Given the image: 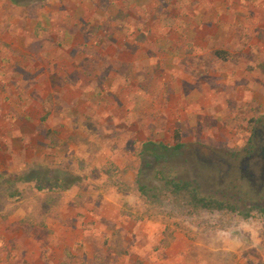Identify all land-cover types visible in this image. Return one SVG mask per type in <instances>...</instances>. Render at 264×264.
<instances>
[{
    "label": "rangeland",
    "instance_id": "1",
    "mask_svg": "<svg viewBox=\"0 0 264 264\" xmlns=\"http://www.w3.org/2000/svg\"><path fill=\"white\" fill-rule=\"evenodd\" d=\"M260 126L264 0H0V264H264L231 187L258 185L230 167ZM177 130L165 177L234 209L145 166Z\"/></svg>",
    "mask_w": 264,
    "mask_h": 264
},
{
    "label": "trees",
    "instance_id": "2",
    "mask_svg": "<svg viewBox=\"0 0 264 264\" xmlns=\"http://www.w3.org/2000/svg\"><path fill=\"white\" fill-rule=\"evenodd\" d=\"M10 1L16 5H19V4H22L24 0H10ZM221 53H222L221 51L216 52V54L219 57H221L222 59H226V57L223 56ZM174 136L176 140V144L174 146H169L162 142L158 143L153 140L147 141L143 144L144 146L143 153H142L143 162L145 163V166L146 165L150 166L153 164L155 165L156 168L158 166L157 172L160 174V179L164 180L163 188L176 195H181V194L191 192L192 199H193L192 204L196 208L204 207V208L219 209V210L225 209V208L234 209L235 207L226 204L224 200L222 199L215 198L214 196L206 197V196L201 195L199 191V186L192 185L190 181L184 178V176L182 177L180 175H176V177H173V178L165 177L164 173L169 172V171H165L163 168H159V165H163V164L165 165L169 163L170 160L173 158V156H175L178 153V151L181 149V147L183 146V144L180 142V133L178 130L175 132ZM170 174L171 173L169 172V175ZM81 180H82L81 176L73 175L65 179L66 181L64 182L65 185L62 183L60 185V183L57 181L55 183H52L48 187L58 188V189H68L71 186L79 183ZM137 182H138L139 190L143 194H147V184L144 182V178L140 179V175H139ZM44 188L45 186L43 185H40V184L37 185V189L41 190ZM261 211L264 213V207L261 208Z\"/></svg>",
    "mask_w": 264,
    "mask_h": 264
},
{
    "label": "flooded vegetation",
    "instance_id": "3",
    "mask_svg": "<svg viewBox=\"0 0 264 264\" xmlns=\"http://www.w3.org/2000/svg\"><path fill=\"white\" fill-rule=\"evenodd\" d=\"M234 163L235 166H232V169L242 170L244 174L247 171L248 173L250 172L252 184L256 182L258 185L256 198H253V195L249 194V190H245L242 186H237V184L236 186H231L235 189L236 196L249 204H251V201H254L256 204L259 203L258 208L261 209L264 207V127L254 128L249 146L242 150L240 159L238 157L232 159L230 167ZM214 177V175H209L206 179L209 180Z\"/></svg>",
    "mask_w": 264,
    "mask_h": 264
},
{
    "label": "crops",
    "instance_id": "4",
    "mask_svg": "<svg viewBox=\"0 0 264 264\" xmlns=\"http://www.w3.org/2000/svg\"><path fill=\"white\" fill-rule=\"evenodd\" d=\"M217 51H220V50H216L215 53H216ZM216 55H217V54H216ZM105 198H108V197H105Z\"/></svg>",
    "mask_w": 264,
    "mask_h": 264
}]
</instances>
